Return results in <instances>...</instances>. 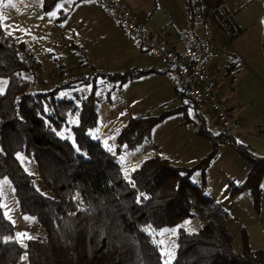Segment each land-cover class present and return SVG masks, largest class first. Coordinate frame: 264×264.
Instances as JSON below:
<instances>
[{"label":"trees","instance_id":"obj_1","mask_svg":"<svg viewBox=\"0 0 264 264\" xmlns=\"http://www.w3.org/2000/svg\"><path fill=\"white\" fill-rule=\"evenodd\" d=\"M56 2L43 0L44 9H53ZM221 8L224 5L218 0L211 7L212 14ZM69 14L70 10H63L57 19L61 21ZM198 20L194 18L193 23ZM224 23L221 26L230 39L243 31L236 20ZM262 45L264 54V31ZM41 68L28 43L15 40L0 19V76L9 80L6 90L0 92V179H10L21 211L35 215L47 231L45 238H31L24 248L13 237L15 227L4 214L0 196V264L22 263L25 251L27 264H264V247L253 248L244 230L237 248L227 225L230 213L206 193L204 185L191 180L197 170L205 180L218 147L230 145L251 164L243 185L230 182L231 193L248 187L260 208L263 155L239 141L231 129L220 125L209 129V116L177 88L182 104L155 116H131L117 137L118 149L123 145L136 149L151 141L158 123L169 114L183 111L185 121L211 139L212 150L193 166H177L167 157L153 156L127 178L117 153L90 134L98 126V107L104 98L96 93L98 75L83 76L49 91H32L30 80L19 73L27 70L36 74ZM67 69L59 65L53 73ZM150 71L99 74L125 82ZM83 84H91V90L86 95L77 94V99L57 95L62 87ZM73 114L78 115L79 122L73 126L75 139L70 140L59 136L58 130ZM21 151L36 158L39 174L55 197L36 188L33 176L17 158ZM194 217L202 220L199 229L191 232L179 227L176 257L165 261L150 229L174 227Z\"/></svg>","mask_w":264,"mask_h":264},{"label":"rangeland","instance_id":"obj_2","mask_svg":"<svg viewBox=\"0 0 264 264\" xmlns=\"http://www.w3.org/2000/svg\"><path fill=\"white\" fill-rule=\"evenodd\" d=\"M208 1L213 6L218 0ZM96 2V0H85L83 2H79V0H57L53 9L46 10L43 6V0H0V14L3 16L2 21L5 30L15 40L26 41L42 63V68L36 74H32L27 70H22L19 73L21 77L30 80L32 91H49L54 87L83 76L93 78L98 75L95 79L96 93L102 94L109 90L112 97H116L118 89L114 86L118 85V81L109 75L99 74L101 72L96 71L99 67L103 68L100 58L104 51L118 54L116 42L105 38L103 33H99L96 44L88 43L85 34L83 39L77 23V14L80 8L95 6ZM222 4L224 8L218 9L215 16H209V27L219 30L224 40L230 38L227 36L225 29L223 30L222 22H225L223 25H226L229 24L228 22L236 20L243 31L247 28L249 38L252 39L253 56L250 65L254 67L255 73L249 77L250 74L247 71H241V64L224 51L218 55L219 66L213 64L215 58L211 60L210 71L217 81L222 97L228 96L231 102L233 97L239 96L241 98L243 110L248 118V127L243 124L242 129L236 132L239 141L245 144L252 143L251 149L255 153L264 156V154H260L264 153V55L262 47L264 0H221ZM60 9L71 11V15L65 19L67 21L62 23L63 25H60L57 19L60 15ZM209 14H211V11L207 13V16ZM82 39L85 42L84 48L80 44ZM73 43H78L80 47ZM59 65H65L69 69L64 73H53L55 67ZM105 69L108 68H103L102 71H105ZM108 71V74L115 73L111 69ZM0 81H6L2 90L4 92L9 80L7 77L0 76ZM90 90L91 85L87 87L85 84L78 87H62L58 90L57 95L58 97L77 99V94H82L84 91L90 92ZM101 90L104 91L101 92ZM103 95L105 96V94ZM239 109L240 107L236 106L235 113ZM98 112L101 113L98 118V126L90 130V134L94 139L101 140L105 148L115 151L114 149L120 145L114 137H118L123 127V124L120 126L118 122L121 112L116 104H111L106 99V96L100 101ZM179 114L183 116V112ZM205 114L209 116V112L206 111ZM78 122V115H71L68 124L58 130V135L74 140L73 126ZM216 123V121H210L208 128L214 129ZM206 140L211 144L210 152L213 143L208 137H206ZM120 148H123L120 154L122 155V170L125 177L129 178L131 171L141 163L135 157H143V155L149 157L150 154L146 151L141 153L136 149H129L124 145ZM18 154L23 157V160H19L33 176L36 188L44 195L55 197L53 190L47 186L39 174L36 158L28 156L22 151L18 152L17 156ZM250 166L249 160L239 154L234 147L223 145L218 147V153L207 169L205 180L199 170L193 173L191 180L199 185H204L206 193L230 213L227 225L234 235L235 246L237 248L241 246L242 232L245 230L249 236L251 246L256 249L264 247V174L261 180L263 194L260 208L255 206L253 195L248 187H243L235 193H231L233 184L230 183L232 181L238 186L243 185L246 182ZM4 181L8 183L3 184V190L0 193L1 205L5 216L15 227L13 237L26 248L29 239L45 238L47 231L38 222L35 215L21 211L12 182L9 178L2 177L0 183ZM201 221L200 217H194L185 219L174 227L164 226L158 230L150 229L161 246L165 261L171 262L176 257L179 227L183 226L191 232L196 231L199 229ZM173 230H176L175 234H173ZM169 252L173 253L171 257L164 254ZM23 260L20 264H27L26 251L23 254Z\"/></svg>","mask_w":264,"mask_h":264},{"label":"crops","instance_id":"obj_3","mask_svg":"<svg viewBox=\"0 0 264 264\" xmlns=\"http://www.w3.org/2000/svg\"><path fill=\"white\" fill-rule=\"evenodd\" d=\"M81 1L85 0H79V2ZM96 1L95 6H84L78 11L77 23L83 39L85 34L88 43L92 42L96 44L99 33H103L105 38L114 40L118 47V54L105 51L101 54L100 62H102L103 68L108 69L102 71L103 68L99 67L96 71L109 72L108 70L111 69L115 73H124L130 69L151 70L135 79L125 82L118 81V85L114 86V88L118 89L116 97H112L109 90L106 91L107 94L104 92L100 94L104 98L106 96V99L111 104H116V107L121 112V116L118 117L119 125L126 124L131 116H155L166 110L178 108L182 104L183 99L179 97L173 74L166 70L156 57L140 48L132 38L123 32L117 15L107 10L104 0ZM125 1L147 31L158 37H164L167 31H170L171 34L167 38L169 46L181 54L187 51L188 39L185 34L187 22L183 15L182 0ZM207 2L210 13L212 6L208 0ZM61 11L63 10L60 9ZM69 15H71V11ZM210 15L212 17L215 16L211 11V14L206 15L194 24L197 31H200L202 28H208L211 31L215 53L209 61V68L213 58H215L213 64L219 66L218 55L224 51L228 56L235 58L241 64V71H247L250 74L248 75L249 77L253 76L255 70L250 65L253 56L251 49L252 39L249 38L248 29L245 28V31H242L235 39L226 38L224 40L219 30L209 27L208 18ZM65 19L58 21V23L63 25L62 23L67 21ZM83 39L80 41L82 48L85 47ZM73 44L80 47L78 43ZM91 60L90 62H92ZM88 93L84 91L82 94L86 95ZM223 98L231 105L233 116L240 121L241 129L243 124L245 127H248V118L246 112L243 110L241 98L239 96L233 97V103L228 99V96L225 95ZM184 102H187V100ZM236 106H239L240 109L235 113ZM180 112L183 111H176L167 115L165 119L153 128L151 141L144 142L136 148L138 152L142 153L146 151L150 154L149 157H145L143 154V157H135L138 162L142 163L145 159L153 156H161L167 157L171 163L177 166H193L195 162L209 153L211 144H209L205 136L196 132L193 124L185 121L184 112L183 116L179 114ZM100 114L98 112V116ZM209 118L211 121H216L210 112ZM218 125L216 123L214 129H218ZM114 138L117 141V137ZM248 145L252 146V143ZM114 150L121 164L122 155L120 154L123 148L118 149L117 147Z\"/></svg>","mask_w":264,"mask_h":264},{"label":"built area","instance_id":"obj_4","mask_svg":"<svg viewBox=\"0 0 264 264\" xmlns=\"http://www.w3.org/2000/svg\"><path fill=\"white\" fill-rule=\"evenodd\" d=\"M107 10L117 15L123 31L143 50L156 57L170 71L180 90L198 110L210 112L217 123L235 132L241 123L233 116L231 105L221 96L209 61L215 51L210 29H195L193 19L203 18L209 12L207 0H182L183 15L187 22L185 34L188 49L181 54L167 41L171 32L158 37L147 31L133 14L125 0H104Z\"/></svg>","mask_w":264,"mask_h":264},{"label":"snow or ice","instance_id":"obj_5","mask_svg":"<svg viewBox=\"0 0 264 264\" xmlns=\"http://www.w3.org/2000/svg\"><path fill=\"white\" fill-rule=\"evenodd\" d=\"M54 15V14H53ZM0 19H3V16H2V14H0ZM6 84V81H0V92H2V90H3V86ZM109 151H111V149L109 148ZM17 158L18 159H21V160H23V157H21V156H19V154H18V156H17ZM6 183H8L7 181H4L3 183H0V193H2V190H3V184H6ZM175 231L176 230H173V234H175ZM4 242H8V240L7 239H5V241ZM165 255H168L169 257H171L172 255H173V253H164Z\"/></svg>","mask_w":264,"mask_h":264}]
</instances>
